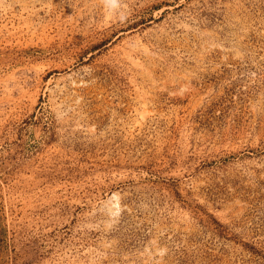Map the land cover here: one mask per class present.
<instances>
[{
  "label": "rangeland",
  "instance_id": "rangeland-1",
  "mask_svg": "<svg viewBox=\"0 0 264 264\" xmlns=\"http://www.w3.org/2000/svg\"><path fill=\"white\" fill-rule=\"evenodd\" d=\"M0 264H264V0H0Z\"/></svg>",
  "mask_w": 264,
  "mask_h": 264
}]
</instances>
